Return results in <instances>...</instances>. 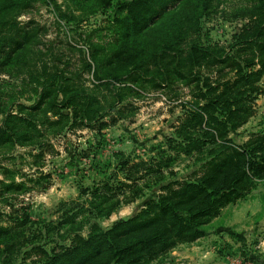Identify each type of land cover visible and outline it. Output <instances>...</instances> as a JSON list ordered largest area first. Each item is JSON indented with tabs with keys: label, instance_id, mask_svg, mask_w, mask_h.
Wrapping results in <instances>:
<instances>
[{
	"label": "trees",
	"instance_id": "1",
	"mask_svg": "<svg viewBox=\"0 0 264 264\" xmlns=\"http://www.w3.org/2000/svg\"><path fill=\"white\" fill-rule=\"evenodd\" d=\"M36 1L0 0V74L7 72L6 68L20 57L22 49L37 41L39 27L17 20ZM46 1L55 6L59 19L79 22L84 18V3L93 1L108 8L113 0H70L67 5L81 12L77 15L73 10H61L57 0ZM190 2L196 1L120 0L118 16L113 20L122 28L123 37L135 43L152 22L178 4L187 7ZM209 3L210 0L197 2L200 11L201 6L204 9ZM241 15L243 24L225 46L200 42L197 30L196 40L180 48L178 44L183 43V38L176 34L148 60L134 64L124 79L115 74L109 83L110 100L104 95L87 93L78 84L77 72L66 74L56 66L50 70L43 64L42 73L34 76L35 63L26 66V73L35 83V99L29 105L18 103L14 110L10 104L4 106L0 102V148L31 146L36 152L29 151V156L36 166L41 165L46 154L54 152L50 135L80 126L100 130L106 125L101 121L105 112H112L126 97L137 94L133 85L150 82L157 88H171L174 80H179L191 87V101L182 105L185 117L176 134L177 141L167 139V149L159 151L160 155L157 152L158 158H150L148 163L120 159L125 176L122 182L117 180L115 187L103 181L81 190L82 195L89 194L92 198L87 212L94 217H107L120 203L139 197L143 189L139 182H163L164 170L174 162L167 155L169 152L189 155L192 151L201 153L205 145L208 148L197 179L161 184V193L145 200L143 208L131 217L117 220L107 229L90 222L85 236L75 232L67 244L47 249L37 242L46 238L51 231L48 227L44 226L37 234L31 232L30 236V220L25 211L0 212V247L3 246L0 251L10 257L27 247L24 258L36 256L27 264H143L162 257L179 243H192L204 237L205 225L222 208L245 197L256 180L264 179V131L252 132L247 140L237 144L229 137L253 115V101L262 92L258 82L264 76V0H254ZM174 18L175 15L168 14L157 29L170 27ZM127 55L134 60V55ZM85 66L90 70V64ZM93 74L97 80L101 79L98 71L93 70ZM148 74L151 77L145 80ZM194 133L199 136L197 139L191 137ZM15 173L18 172L14 169L2 168L0 197L5 201L6 194L27 190L24 181L14 180ZM41 179L38 178V183ZM74 213L65 214L59 224H73ZM3 221L7 224H2Z\"/></svg>",
	"mask_w": 264,
	"mask_h": 264
},
{
	"label": "rangeland",
	"instance_id": "2",
	"mask_svg": "<svg viewBox=\"0 0 264 264\" xmlns=\"http://www.w3.org/2000/svg\"><path fill=\"white\" fill-rule=\"evenodd\" d=\"M117 1L120 0H113L108 8L93 1L84 3L86 13L79 22L59 19L54 5L46 0L36 1L17 20L39 27L37 41L22 49L20 57L6 68L7 72L0 74V102L4 106L10 104L13 110L18 103L32 104L35 83L26 73V66L33 63L37 67L34 76L42 73L43 64L50 70L56 66L66 74L77 72L78 84L87 93L104 95L110 100L109 83L113 76L117 74L124 79L134 64L148 60L176 34L183 38V43L178 44L180 48L196 40L197 30L200 42L227 45L243 24L242 12L254 0H210L206 8L201 6L202 11L197 4L199 0L190 2L187 7L178 4L152 22L148 29L151 31H145L135 43L123 37L122 28L113 20L118 16ZM67 2L70 0H57L61 10H73L75 15L81 13ZM171 13L175 18L170 27L157 29ZM127 54L134 55V60H129ZM86 63L90 64V70L85 68ZM93 70L98 71L100 80L95 78ZM150 77L148 74L145 80ZM258 86L262 92L253 101V115L234 134H229L235 144L247 140L252 132L264 131V76ZM133 88L137 94L126 97V101L115 106L112 112L104 113L101 121L106 125L100 130L80 126L50 135L48 139L54 152L46 154L39 166L34 165L29 156V151L36 152L31 146L0 148V180L4 178L2 168L7 167L18 172L13 174L16 182L22 180L27 186L25 192L6 194V201L0 197V212L25 211L30 220V236L31 232L37 234L44 226L48 227L51 231L46 238L37 242L45 248L67 244L75 232L85 236L90 222L107 229L115 221L131 217L143 208L145 200L161 193V184L197 179L207 145L201 153L169 152L167 155L172 156L174 162L164 170V181L158 184L139 182L143 188L141 195L131 202L120 203L109 216L97 218L87 212L91 209L89 201L92 198L89 194H81L83 188L91 189L95 183L103 181L115 187L117 180L122 182L125 176L120 169V159L148 163L150 158H158L157 152L167 149V139L177 141L176 134L185 117L182 105L191 101V87L174 80L171 88H157L150 82L137 83ZM1 119L0 114V122ZM197 134L191 137L197 139ZM114 176L117 179H113ZM39 177L42 178L40 183ZM81 208L85 211L78 213ZM73 212L76 213L73 224H59L65 214ZM204 228V237L192 243H179L162 257L143 264H264V179L256 180L245 197L222 208ZM26 248L10 257L1 250L0 264L4 261L27 264L34 260L35 255L24 258Z\"/></svg>",
	"mask_w": 264,
	"mask_h": 264
}]
</instances>
